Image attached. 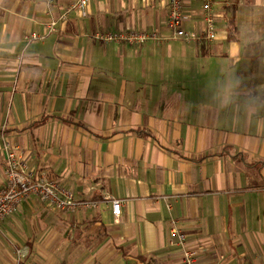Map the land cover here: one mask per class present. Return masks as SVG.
Returning a JSON list of instances; mask_svg holds the SVG:
<instances>
[{
	"label": "crops",
	"instance_id": "0c3cea01",
	"mask_svg": "<svg viewBox=\"0 0 264 264\" xmlns=\"http://www.w3.org/2000/svg\"><path fill=\"white\" fill-rule=\"evenodd\" d=\"M0 0V187L7 149L78 200L37 194L0 222V264H264V0ZM28 40L32 32L44 34ZM147 31L144 43L103 41ZM109 195L122 200L116 218Z\"/></svg>",
	"mask_w": 264,
	"mask_h": 264
},
{
	"label": "built area",
	"instance_id": "2783aa9c",
	"mask_svg": "<svg viewBox=\"0 0 264 264\" xmlns=\"http://www.w3.org/2000/svg\"><path fill=\"white\" fill-rule=\"evenodd\" d=\"M52 0H48L50 3ZM91 0H75L74 3L63 13L66 18L69 10L73 8H83ZM216 0H203V10L205 13L206 28L204 37L209 40L217 38L216 18L213 13V4ZM169 14L166 20V27L173 37L190 41L196 38L193 31L187 30L183 26L185 19V5L183 0H169ZM56 21L52 20L46 24V32L40 34L32 32L26 35L28 40H35L45 37L46 34L54 31ZM156 36L154 32L147 31H108L98 35L103 41H126L131 44L144 43L148 38ZM4 171L6 180L0 187V222L7 216L12 215L19 207L21 202L31 194H37L48 203L63 210L74 211L79 207L88 206L97 207L99 202L91 200H78L74 197L72 191L62 187L57 179L48 178L46 175L36 173L29 165L23 161L16 153L15 149H7ZM104 202H111L113 213L116 218L121 215L122 200L106 195ZM179 234V244L183 250L185 264H196L198 250L186 245L185 235Z\"/></svg>",
	"mask_w": 264,
	"mask_h": 264
}]
</instances>
